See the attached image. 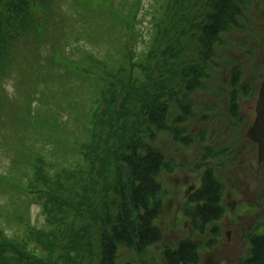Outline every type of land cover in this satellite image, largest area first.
<instances>
[{"label":"rangeland","instance_id":"rangeland-1","mask_svg":"<svg viewBox=\"0 0 264 264\" xmlns=\"http://www.w3.org/2000/svg\"><path fill=\"white\" fill-rule=\"evenodd\" d=\"M53 9L46 24L45 12L39 11L43 26L36 35L27 36L37 44L16 48L11 74L0 70V231L25 247L20 251L23 255L10 253L12 248L5 251L1 264H33L27 257L32 255L51 264L101 263L103 222L73 210L60 229L65 232L66 226H74L75 231H84L83 250L78 254L71 249L62 233V239L47 247L49 241L40 232L56 231L55 226L39 202L23 195L20 188L32 180L36 156L43 154L47 177L61 178L66 195L77 203L80 191L75 195L70 187L72 172L86 164L79 147L90 140L97 105L92 107L103 88L89 74L76 70L96 66V60L111 67L140 61L155 47L161 18L170 26L178 16L181 19V13L200 8L189 0H54ZM206 75L202 89L191 95L189 115L178 127L194 141L189 145L174 139L172 120L166 129L155 131V145L171 163L159 178L162 204L155 223L162 238L141 249L119 246L114 264H166V247L174 249L188 237L209 243L199 251V264L208 252L217 255L218 264H238L250 252L251 236L264 233V161H259L257 144L246 136L264 82V0L246 1L239 25L221 34L214 46ZM233 101L238 106L235 114L230 111ZM26 110L29 123L23 116ZM196 134L199 138H194ZM207 146L213 155H205ZM207 169L223 185L219 210L225 212L202 233L192 229L193 221L185 211ZM108 199L113 215L117 214L112 194ZM173 199L178 207L169 223L163 207ZM0 242H4L1 237Z\"/></svg>","mask_w":264,"mask_h":264},{"label":"trees","instance_id":"trees-1","mask_svg":"<svg viewBox=\"0 0 264 264\" xmlns=\"http://www.w3.org/2000/svg\"><path fill=\"white\" fill-rule=\"evenodd\" d=\"M189 1L200 8L199 12L185 11L170 26V21L166 25L161 18L156 25L155 47L140 61L111 67L96 60V66L76 70L89 74L103 88L101 99L92 107L97 105L89 128L90 140L79 147L86 164L72 172L70 187L75 195L80 191L79 201L66 195L60 176L58 181L47 177L42 169L46 163L43 154L36 156L32 180L20 188L23 195L39 202L55 226L56 231L40 232L41 238L49 241L45 246L62 239V233V240L80 254L84 231L77 232L74 226H66L65 232L60 229L70 220L73 210L78 216L86 212L94 221L103 222L100 264H114L119 246L141 249L161 240L155 223L162 204L159 178L171 163L155 145V131L166 129L172 120L174 139L181 138L189 145L194 141L190 136L184 137L186 131L178 127L189 115L191 95L202 89L207 79L206 67L214 46L221 34L239 25L247 0ZM53 5L54 0H0V70L9 74L13 69L12 57L18 46L37 44L28 41L27 36L36 35L38 27L43 26L40 10L46 14L45 24L49 22ZM4 95L7 102V94ZM230 111L237 113L235 101ZM28 112L23 115L27 121ZM35 119L39 124V117ZM213 153L211 147H205V155ZM87 164L89 167L85 168ZM99 166L101 171H97ZM202 177L200 186L189 196L190 206L185 213L193 221L192 229L203 233L211 222L223 216L225 209L219 210L224 188L212 169H207ZM102 190L104 193L100 194ZM110 194L118 210L115 215L109 204ZM212 229L214 232L216 225ZM0 237L4 240L0 242V264L4 260L2 254L10 248V253L23 255L20 251L25 247L18 239H7L1 231ZM250 239V252L239 264H264V233ZM208 245L188 237L174 249L166 247L164 260L166 264H199V251ZM27 257L33 259L29 260L33 264H51L40 257Z\"/></svg>","mask_w":264,"mask_h":264},{"label":"water","instance_id":"water-1","mask_svg":"<svg viewBox=\"0 0 264 264\" xmlns=\"http://www.w3.org/2000/svg\"><path fill=\"white\" fill-rule=\"evenodd\" d=\"M256 118L253 124L247 129V138L256 143L258 146L259 161H264V82L261 84L259 94L256 102ZM178 207L177 201L170 200L163 207V216L168 222H173L176 209ZM203 264H216L215 255L212 253L206 254L203 258Z\"/></svg>","mask_w":264,"mask_h":264}]
</instances>
